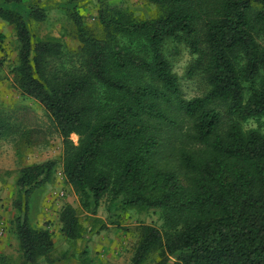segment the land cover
Here are the masks:
<instances>
[{
	"label": "trees",
	"instance_id": "trees-1",
	"mask_svg": "<svg viewBox=\"0 0 264 264\" xmlns=\"http://www.w3.org/2000/svg\"><path fill=\"white\" fill-rule=\"evenodd\" d=\"M108 1L99 32L76 4L62 6L78 41L71 49L36 39L31 23L48 18L39 0H0L18 44L13 84L61 136L62 175L82 210L96 216L106 201L103 227L134 209L160 214V227L141 225L131 264L153 255V264H264V133L244 127L264 118V0H145L149 18ZM183 52L186 78L203 87L191 99L174 71ZM10 118L0 117V137L42 123L29 107ZM57 163L24 166L17 179L21 264L56 261L53 235L30 225L27 199ZM78 217L70 205L60 213L73 243L85 234Z\"/></svg>",
	"mask_w": 264,
	"mask_h": 264
},
{
	"label": "rangeland",
	"instance_id": "rangeland-1",
	"mask_svg": "<svg viewBox=\"0 0 264 264\" xmlns=\"http://www.w3.org/2000/svg\"><path fill=\"white\" fill-rule=\"evenodd\" d=\"M105 0H39L47 8L48 18L44 22L31 23L37 40L59 41L66 47L75 49L78 41L74 24L66 4H76L86 25L98 30V9ZM122 7L133 10L138 16L149 18L153 7L145 0H110ZM0 117L8 118L13 112L29 107L41 118V127L32 133L10 125L8 132L0 137V259L7 258L15 264L23 262L20 243L16 233L15 220L25 204L17 186V179L24 166L39 164L49 160L57 161L50 181L34 191L27 199L28 218L34 228L48 229L53 235L54 263L40 260L39 264H131L135 245L139 239L142 224L160 227L159 213L145 209H134L126 213L119 225L103 227L108 220L106 201L101 204L96 216L82 210L78 196L62 175L60 164L63 154L62 138L57 133L47 131V117L44 108L36 101L24 98L13 84L11 68L16 63L18 44L13 26L0 20ZM264 44V40L261 41ZM190 56L183 52L176 60L174 71L178 74L186 98L191 99L203 92L198 79H187L186 68ZM46 122V123H45ZM13 123V122H12ZM45 123V124H44ZM14 124V123H13ZM245 129H259L264 133V118L250 120ZM71 140L78 143V136ZM70 205L77 210L84 238L71 242L62 233L60 213ZM108 223V222H107ZM153 255L146 264H153Z\"/></svg>",
	"mask_w": 264,
	"mask_h": 264
}]
</instances>
